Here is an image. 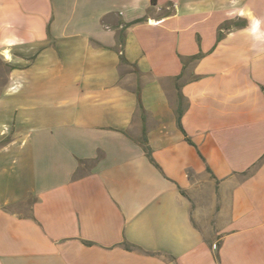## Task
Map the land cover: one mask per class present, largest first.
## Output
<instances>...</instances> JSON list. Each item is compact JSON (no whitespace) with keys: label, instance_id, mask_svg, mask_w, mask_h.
Returning <instances> with one entry per match:
<instances>
[{"label":"crops","instance_id":"1","mask_svg":"<svg viewBox=\"0 0 264 264\" xmlns=\"http://www.w3.org/2000/svg\"><path fill=\"white\" fill-rule=\"evenodd\" d=\"M0 264H264V0H0Z\"/></svg>","mask_w":264,"mask_h":264}]
</instances>
